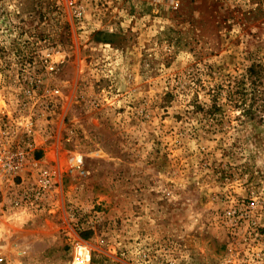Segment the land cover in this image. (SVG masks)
Returning <instances> with one entry per match:
<instances>
[{
  "label": "rangeland",
  "instance_id": "374dc122",
  "mask_svg": "<svg viewBox=\"0 0 264 264\" xmlns=\"http://www.w3.org/2000/svg\"><path fill=\"white\" fill-rule=\"evenodd\" d=\"M233 201L260 236L230 234ZM247 252L264 264V0H0V264Z\"/></svg>",
  "mask_w": 264,
  "mask_h": 264
},
{
  "label": "built area",
  "instance_id": "2783aa9c",
  "mask_svg": "<svg viewBox=\"0 0 264 264\" xmlns=\"http://www.w3.org/2000/svg\"><path fill=\"white\" fill-rule=\"evenodd\" d=\"M20 92L21 98H24V101L29 102L31 100V104L33 107H44V109H50L54 105V98L59 94V91L54 89H44L41 88H18ZM42 93V94H40ZM24 105V104H23ZM32 125V122L29 124ZM29 149H34V142L29 141L28 143ZM13 156L14 159L9 161L8 170L13 171L20 168V160L25 155L23 151L7 152ZM72 168L80 170L81 169V160L71 158ZM232 208L223 213V220L226 224L227 230L231 235H239L244 233L245 236L256 235L260 236L257 232L262 229V227L258 224L257 220L252 218L253 209L255 207V202L251 205L246 204L244 201H233ZM253 253L247 252L244 256L239 260L230 261L227 264H257L253 259Z\"/></svg>",
  "mask_w": 264,
  "mask_h": 264
}]
</instances>
